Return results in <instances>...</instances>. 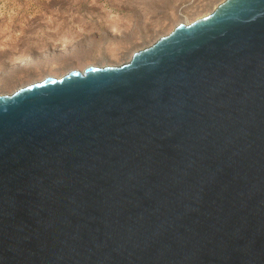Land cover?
Returning a JSON list of instances; mask_svg holds the SVG:
<instances>
[{
	"label": "water",
	"instance_id": "95a60500",
	"mask_svg": "<svg viewBox=\"0 0 264 264\" xmlns=\"http://www.w3.org/2000/svg\"><path fill=\"white\" fill-rule=\"evenodd\" d=\"M0 264H264V0L0 96Z\"/></svg>",
	"mask_w": 264,
	"mask_h": 264
},
{
	"label": "rangeland",
	"instance_id": "374dc122",
	"mask_svg": "<svg viewBox=\"0 0 264 264\" xmlns=\"http://www.w3.org/2000/svg\"><path fill=\"white\" fill-rule=\"evenodd\" d=\"M226 0H0V96L88 68L121 67Z\"/></svg>",
	"mask_w": 264,
	"mask_h": 264
}]
</instances>
